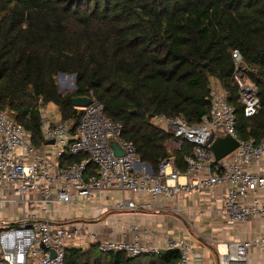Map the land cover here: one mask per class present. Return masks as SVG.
Masks as SVG:
<instances>
[{
	"label": "trees",
	"instance_id": "1",
	"mask_svg": "<svg viewBox=\"0 0 264 264\" xmlns=\"http://www.w3.org/2000/svg\"><path fill=\"white\" fill-rule=\"evenodd\" d=\"M240 51L259 88L261 108L247 118L237 104L232 53ZM60 74L76 77L61 91ZM217 81L236 109L240 139L264 137V0H0V109L44 144L41 109L54 104L78 125L72 98L93 96L123 126L141 161L157 173L173 158L186 170L193 145L169 148L172 134L151 115L200 123ZM84 156L66 155L63 166ZM95 167L91 166L93 173ZM179 253L128 257L97 245L67 250L65 264H176Z\"/></svg>",
	"mask_w": 264,
	"mask_h": 264
},
{
	"label": "built area",
	"instance_id": "2",
	"mask_svg": "<svg viewBox=\"0 0 264 264\" xmlns=\"http://www.w3.org/2000/svg\"><path fill=\"white\" fill-rule=\"evenodd\" d=\"M232 60L237 104L243 107L245 117L251 118L261 108L259 88L252 78L256 72L240 51L232 53ZM66 77L74 78L59 77L61 91L71 87ZM72 87L76 89V84ZM89 97L91 102L83 108L75 129L72 121L52 122L41 109L44 146L51 148L53 157L36 148L26 128L0 109V210L11 208L14 213L9 219H0V264H65L67 250L92 245L102 253L121 252L130 258L177 249L176 264L194 263L196 250L181 237L166 238L162 248L150 240L149 229L133 225L128 229L129 240H105L100 233L84 231L76 224L42 219L28 210L29 204H41L40 213L45 216L51 204L102 206L114 212L135 213L153 210L150 203L138 199L145 195L173 200L180 194L200 195L222 189V213L229 223L243 225L255 219L264 224V137L261 141L239 138L236 109L225 89L211 87L210 108L197 125L189 124L183 116L152 118L154 125L172 134V149H180L184 142L193 145L192 154L185 158L184 172L168 158L155 173L141 161L135 145L123 138V126L107 117L104 105L93 94ZM213 134L231 136L238 147L218 161L208 143ZM52 140L54 144L46 145ZM112 143L123 156L115 154ZM66 155H82L84 159L63 166L61 160ZM91 166L95 167L93 173ZM108 191H119L122 198L109 206L96 204L95 197ZM16 206L22 210L20 215ZM172 210L181 213L178 207ZM256 248L264 250V231L252 239L218 243V264H248L249 252Z\"/></svg>",
	"mask_w": 264,
	"mask_h": 264
},
{
	"label": "crops",
	"instance_id": "3",
	"mask_svg": "<svg viewBox=\"0 0 264 264\" xmlns=\"http://www.w3.org/2000/svg\"><path fill=\"white\" fill-rule=\"evenodd\" d=\"M213 86H219L213 81ZM52 122L62 120L60 111L54 104H49L42 109ZM223 137V136H222ZM172 141L168 143L169 148ZM52 145V144H46ZM50 157L53 152L50 147H41ZM184 182L185 179H181ZM116 193L119 191H108L98 194L95 203L100 205H112L117 201ZM225 192L222 189L204 191L200 195L180 194L173 200L163 197L154 200L150 196L138 197L143 202L150 203L153 210H143L135 213H123L122 215H109V209L99 207H88L80 204H51L47 216L40 213L41 204L28 205V210H34L42 219H48L62 224H76L84 231L98 232L105 240H129L131 238L128 229L130 226L138 225L147 228L151 232L150 240L165 246L166 238L181 237L193 244L196 252L193 264H218L216 245L221 242L242 241L259 236L264 231V224L260 220L250 219L243 225L231 224L222 213ZM178 207V214L172 209ZM20 215L21 208L14 207ZM159 208H165L159 210ZM8 209L0 210V219H9L14 213ZM9 211V212H8ZM7 214V217L4 216ZM248 264H264V250L251 249L248 255Z\"/></svg>",
	"mask_w": 264,
	"mask_h": 264
},
{
	"label": "water",
	"instance_id": "4",
	"mask_svg": "<svg viewBox=\"0 0 264 264\" xmlns=\"http://www.w3.org/2000/svg\"><path fill=\"white\" fill-rule=\"evenodd\" d=\"M65 74H60L59 77H63ZM74 78H76L74 76ZM73 105L77 108H86L90 102L91 98L89 96H77L72 98ZM154 116L151 115L150 118L152 119ZM210 149L214 153L216 159L219 161L232 153L238 147V141L232 138L229 135L226 136H215L214 134L211 136L209 140ZM46 144H54V141H47ZM113 148L115 150V154L117 156H123L122 150L115 144L112 143ZM163 254H175L178 253L177 249H162L160 251ZM53 255H55L53 253Z\"/></svg>",
	"mask_w": 264,
	"mask_h": 264
},
{
	"label": "rangeland",
	"instance_id": "5",
	"mask_svg": "<svg viewBox=\"0 0 264 264\" xmlns=\"http://www.w3.org/2000/svg\"><path fill=\"white\" fill-rule=\"evenodd\" d=\"M61 78L58 77V82ZM66 80L71 84V87L67 88L64 92L65 93H68V92H73L75 91V89H73V85H75V79L72 77V78H68L66 77ZM60 85V84H59ZM219 87V86H218ZM61 89V88H60ZM116 199H119L120 198V193H116ZM123 213H119V212H114V211H111L109 210V215L111 216H115V215H122Z\"/></svg>",
	"mask_w": 264,
	"mask_h": 264
}]
</instances>
